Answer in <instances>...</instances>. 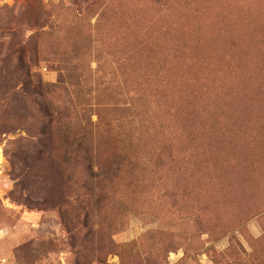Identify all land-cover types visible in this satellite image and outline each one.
Instances as JSON below:
<instances>
[{"label": "rangeland", "instance_id": "1", "mask_svg": "<svg viewBox=\"0 0 264 264\" xmlns=\"http://www.w3.org/2000/svg\"><path fill=\"white\" fill-rule=\"evenodd\" d=\"M0 264H264V0H0Z\"/></svg>", "mask_w": 264, "mask_h": 264}]
</instances>
